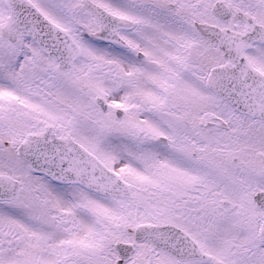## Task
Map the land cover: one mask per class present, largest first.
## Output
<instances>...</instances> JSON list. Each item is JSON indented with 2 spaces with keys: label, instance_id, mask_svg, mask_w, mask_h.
Here are the masks:
<instances>
[{
  "label": "snow or ice",
  "instance_id": "6c2138e0",
  "mask_svg": "<svg viewBox=\"0 0 264 264\" xmlns=\"http://www.w3.org/2000/svg\"><path fill=\"white\" fill-rule=\"evenodd\" d=\"M0 264H264V0H0Z\"/></svg>",
  "mask_w": 264,
  "mask_h": 264
}]
</instances>
